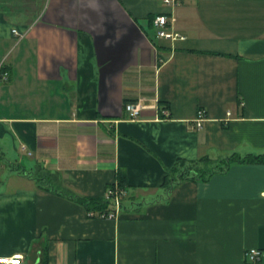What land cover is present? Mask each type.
Returning a JSON list of instances; mask_svg holds the SVG:
<instances>
[{"label": "crops", "instance_id": "1", "mask_svg": "<svg viewBox=\"0 0 264 264\" xmlns=\"http://www.w3.org/2000/svg\"><path fill=\"white\" fill-rule=\"evenodd\" d=\"M175 1L0 0V256L248 264L264 249V164L164 187L179 161L264 153V0ZM160 15L179 36L158 37ZM118 173L115 220L51 189L101 198Z\"/></svg>", "mask_w": 264, "mask_h": 264}, {"label": "trees", "instance_id": "2", "mask_svg": "<svg viewBox=\"0 0 264 264\" xmlns=\"http://www.w3.org/2000/svg\"><path fill=\"white\" fill-rule=\"evenodd\" d=\"M234 163L240 164H264V153L263 154H249L247 156L241 157L237 154H233L228 158L219 161L217 163H213L208 157L201 158L198 161H179L173 169H171L165 179L164 187L167 189L168 194L174 190V188L179 185L181 182L186 180H202L207 181L216 173L226 172L230 166ZM28 177L32 175L29 173L27 174ZM39 182L45 180V178H37ZM47 181V180H46ZM44 184H47V182ZM119 187L122 189L126 188V180L122 173H118L117 178ZM43 185V184H42ZM48 186V185H47ZM112 187V186H110ZM51 188V187H50ZM52 191L65 195L71 198L76 199L79 203L83 204L88 211L95 210V211H108L112 210L113 203L110 200L105 199L104 197L101 198H83L78 196H73L70 192L60 189V188H51ZM125 200V199H124ZM124 207V203H123Z\"/></svg>", "mask_w": 264, "mask_h": 264}, {"label": "built area", "instance_id": "3", "mask_svg": "<svg viewBox=\"0 0 264 264\" xmlns=\"http://www.w3.org/2000/svg\"><path fill=\"white\" fill-rule=\"evenodd\" d=\"M167 5L172 7L177 5V1L175 0H165ZM174 20L173 17H169L167 15H160L155 18L154 26L158 30V37L160 38H174L179 36L178 34L168 33L166 31V27ZM13 34L19 38H24L25 34L20 32L19 29H13ZM0 77L5 80L8 78V73L0 72ZM126 111L129 113L132 119H135L140 116L142 110L144 109V105L141 102L137 103H127L125 105ZM164 116H168V110H162L161 112ZM207 121L206 111L199 110L197 114V118L195 119V127L197 129L201 128L203 124ZM126 190L119 187L118 181L109 187L104 195V198L110 200L112 205V210L108 211H95L90 210L87 212V215L90 218H98V219H108L115 220L119 217L120 213L123 211V203L126 198ZM245 260L248 264H264V249L263 248H250L245 251ZM25 256L22 253H15L10 256H0V264H24Z\"/></svg>", "mask_w": 264, "mask_h": 264}]
</instances>
